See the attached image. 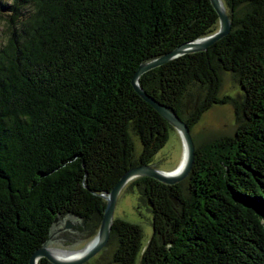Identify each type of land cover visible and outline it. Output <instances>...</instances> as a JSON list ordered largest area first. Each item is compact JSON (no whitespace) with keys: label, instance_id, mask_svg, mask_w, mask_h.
Segmentation results:
<instances>
[{"label":"trees","instance_id":"1","mask_svg":"<svg viewBox=\"0 0 264 264\" xmlns=\"http://www.w3.org/2000/svg\"><path fill=\"white\" fill-rule=\"evenodd\" d=\"M222 1L231 25L224 36L145 70L138 84L189 130L212 103L229 102L236 125L192 136L193 162L178 182L127 181L151 212L152 231L143 241L138 223L113 216L111 264H264V0ZM6 8L0 264H29L54 217L72 215L76 231L94 235L101 193L129 166L151 163L171 125L131 75L217 29L218 14L210 0H11ZM223 70L239 83L236 96L218 94ZM132 133L141 145L135 158Z\"/></svg>","mask_w":264,"mask_h":264},{"label":"rangeland","instance_id":"2","mask_svg":"<svg viewBox=\"0 0 264 264\" xmlns=\"http://www.w3.org/2000/svg\"><path fill=\"white\" fill-rule=\"evenodd\" d=\"M11 0H0V46L2 47L7 34H9V22L8 15L10 9L6 8ZM7 5V6H6ZM220 88L218 94L223 95L225 93L231 96H236V92L240 91L239 83L233 79L228 70H223L220 74ZM196 94V92H194ZM188 98L187 103L193 100L195 95ZM188 105V104H187ZM188 110V108H187ZM190 110V108H189ZM234 108L229 102L222 104L212 103L209 109L201 113L199 120L194 123L190 129L192 136L198 140H203L210 136H218L221 133H232L236 121L233 114ZM168 136L163 143L162 147L157 149L152 155V161L150 166L158 167L161 170L175 169L180 164L183 157V144L181 136L174 127L168 126ZM132 143L134 148L132 149V157L135 158L141 149L140 142L136 134H131ZM137 187L131 184H124V187L119 191L117 200L113 208V216L118 218H124L131 223H138L142 227V240L146 241L149 237L151 227V212L147 209L144 202L138 197ZM69 220L72 224L71 227L65 229L64 221ZM79 224V220L72 215H68L64 218H59L57 223L51 227L49 233V239L45 241L47 247H58L61 249L78 250L85 247L94 237L89 233L84 234V231H76L73 225ZM63 229H62V228ZM64 230V231H61ZM116 241L113 239L105 244L95 255L87 258L80 264H111L112 250Z\"/></svg>","mask_w":264,"mask_h":264},{"label":"water","instance_id":"3","mask_svg":"<svg viewBox=\"0 0 264 264\" xmlns=\"http://www.w3.org/2000/svg\"><path fill=\"white\" fill-rule=\"evenodd\" d=\"M222 0H210L211 5L213 6L214 10L217 11V29H214L209 34H204L198 36L194 40H187L183 41L181 44H177L176 46L172 47L169 52L163 53L160 55L155 56L153 59H147L142 61L138 67L132 73V78L130 80L132 87L141 96L145 101L148 102L160 115L163 119L168 121V123L175 128L177 133L180 134V138L182 144L187 147L185 158L183 164H181L179 170L176 173H171V170H161L158 167L150 166L146 163H140L136 166H129L124 172L123 175L119 177L113 184L112 188L104 194L101 193L102 197L106 200L103 214L101 215L99 221V227L95 232L94 237L92 238L91 245L85 249V251L78 256L77 258H70L67 260H62L48 251V247L43 243L40 247L34 249L32 253H30L28 257L29 264H37V261L40 257H44L50 264H80L85 261L87 258L95 255L96 251H98L101 247H103L108 242V234L110 229V223L113 217V208L114 204L117 200V195L119 191L124 187V184L130 180L131 178H135L139 175H145L146 177H154L161 183H175L178 180L187 176L190 165L192 164L193 158V151L195 149L194 143L192 141V134L186 124L184 119H180V117L175 113V111L171 107H167L163 105L155 98L149 96V94L142 88H140L138 84L139 76L142 72L147 69H151L160 65L161 63L167 62L169 59L183 55L184 53L188 52H197V50L206 49L212 42L216 41L217 39L221 38L228 32L230 29V21H229V14L225 12L224 6L222 4ZM56 217H54V222ZM65 229L71 227V223L69 220L64 221ZM96 239V240H95ZM90 241V242H91Z\"/></svg>","mask_w":264,"mask_h":264},{"label":"bare ground","instance_id":"4","mask_svg":"<svg viewBox=\"0 0 264 264\" xmlns=\"http://www.w3.org/2000/svg\"><path fill=\"white\" fill-rule=\"evenodd\" d=\"M186 150H187V147L185 145H183L182 160H181L180 164H178V166L175 169L171 170V173H176L179 170L181 164H183L185 154H186ZM92 242L93 241L89 242L85 247L78 249V250H68V249H61L58 247H54V248L48 247V251H50L52 255H54V256L62 259V260H67L70 258H77L78 256H80L85 251V249L87 247H89L91 245Z\"/></svg>","mask_w":264,"mask_h":264},{"label":"flooded vegetation","instance_id":"5","mask_svg":"<svg viewBox=\"0 0 264 264\" xmlns=\"http://www.w3.org/2000/svg\"><path fill=\"white\" fill-rule=\"evenodd\" d=\"M60 218H62V217H60ZM59 220V218H57L56 220H55V222L53 223V225H55V223H57V221ZM62 228V227H61ZM63 229V228H62ZM61 229V231H64V230H62ZM49 237V236H48Z\"/></svg>","mask_w":264,"mask_h":264}]
</instances>
